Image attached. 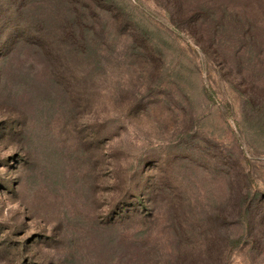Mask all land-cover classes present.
I'll list each match as a JSON object with an SVG mask.
<instances>
[{
    "label": "rangeland",
    "instance_id": "obj_1",
    "mask_svg": "<svg viewBox=\"0 0 264 264\" xmlns=\"http://www.w3.org/2000/svg\"><path fill=\"white\" fill-rule=\"evenodd\" d=\"M0 264H264V0H0Z\"/></svg>",
    "mask_w": 264,
    "mask_h": 264
}]
</instances>
